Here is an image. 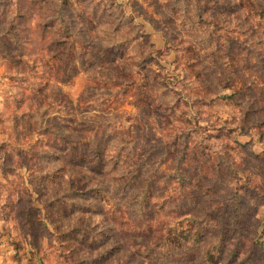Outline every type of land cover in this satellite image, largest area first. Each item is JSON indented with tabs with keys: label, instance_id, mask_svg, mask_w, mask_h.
I'll list each match as a JSON object with an SVG mask.
<instances>
[{
	"label": "rangeland",
	"instance_id": "374dc122",
	"mask_svg": "<svg viewBox=\"0 0 264 264\" xmlns=\"http://www.w3.org/2000/svg\"><path fill=\"white\" fill-rule=\"evenodd\" d=\"M259 1L0 0V264H264Z\"/></svg>",
	"mask_w": 264,
	"mask_h": 264
},
{
	"label": "trees",
	"instance_id": "16d2710c",
	"mask_svg": "<svg viewBox=\"0 0 264 264\" xmlns=\"http://www.w3.org/2000/svg\"><path fill=\"white\" fill-rule=\"evenodd\" d=\"M242 6H244V3L241 5V7ZM259 8H260V11L258 12H256L258 15H259V17H260V19L261 18H263L264 17V0L261 2V1H259ZM199 14V16H201L202 14L200 13V12H198ZM199 74V73H198ZM231 98V97H230ZM256 123H258V122H256ZM262 124H264V120L261 122ZM259 124V123H258ZM115 155H114V159H115V161L116 162H118L119 161V159H121V157H122V155L124 154V152H122L123 151V147H118V148H116L115 150ZM94 155H93V159H95V161H96V163L97 164H102V163H104L105 162V159L109 156V154L110 153H113V151L112 150H109L108 151V156L106 155V153H105V151H104V149H97L96 148V150L94 151ZM81 156V158H82V160L83 159H85L86 157V155H80ZM101 167H98V169H100ZM129 170V169H128ZM131 173V170H129V174ZM121 176V177H120ZM119 177H120V179L121 180H124L125 178H126V176L124 175V174H121ZM137 178V176L135 177V179ZM94 186V185H93ZM150 186H151V179L150 180H148V181H145V182H143L142 184H141V192L140 193H138L139 195V197H142L143 198V201L145 200V199H147V201H148V199L151 197V193H150ZM89 190H91V191H98V193H104V194H106V193H109V189L108 188H106V186H102V187H97V188H91V189H89ZM177 232V231H176ZM179 233V232H178ZM178 233H175L176 234V244H177V246L178 247H182V245H183V238H182V236H183V231H181L180 233H182V235L180 236V233L178 234ZM198 236V237H197ZM200 238H201V235H196V238L194 239V240H196L197 242H200ZM190 239V236L188 235V234H186V236L184 237V240H189ZM208 252L204 255V258H203V261L202 262H204L205 264H214L215 263V260L213 259V254H212V251H210V250H207Z\"/></svg>",
	"mask_w": 264,
	"mask_h": 264
}]
</instances>
